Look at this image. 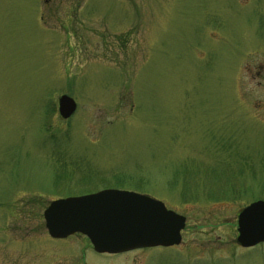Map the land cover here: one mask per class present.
I'll use <instances>...</instances> for the list:
<instances>
[{
    "label": "rangeland",
    "instance_id": "1",
    "mask_svg": "<svg viewBox=\"0 0 264 264\" xmlns=\"http://www.w3.org/2000/svg\"><path fill=\"white\" fill-rule=\"evenodd\" d=\"M103 188L184 215L181 241L107 257L48 234L50 200ZM257 199L264 0H0V264H264L236 242Z\"/></svg>",
    "mask_w": 264,
    "mask_h": 264
},
{
    "label": "water",
    "instance_id": "2",
    "mask_svg": "<svg viewBox=\"0 0 264 264\" xmlns=\"http://www.w3.org/2000/svg\"><path fill=\"white\" fill-rule=\"evenodd\" d=\"M57 102L63 118L76 108L74 99L65 93ZM43 217L51 237L79 232L88 237L97 252L178 244L186 220L157 198L117 188L52 199L44 208ZM236 221V242L240 246L264 242V199L243 206Z\"/></svg>",
    "mask_w": 264,
    "mask_h": 264
},
{
    "label": "flooded vegetation",
    "instance_id": "3",
    "mask_svg": "<svg viewBox=\"0 0 264 264\" xmlns=\"http://www.w3.org/2000/svg\"><path fill=\"white\" fill-rule=\"evenodd\" d=\"M92 247V246H91ZM130 251V250H129ZM126 252H128V251H125V252H119V253H101V255H106L107 257H110V256H113V255H116V254H124V253H126ZM96 253H98V252H96Z\"/></svg>",
    "mask_w": 264,
    "mask_h": 264
},
{
    "label": "bare ground",
    "instance_id": "4",
    "mask_svg": "<svg viewBox=\"0 0 264 264\" xmlns=\"http://www.w3.org/2000/svg\"><path fill=\"white\" fill-rule=\"evenodd\" d=\"M44 218V217H43ZM44 225H45V221H44ZM47 230V229H46ZM48 232V231H47ZM74 234H80L79 232H74V233H71L69 235H74ZM69 235L65 236V237H68ZM64 238V237H63ZM58 239V238H57Z\"/></svg>",
    "mask_w": 264,
    "mask_h": 264
}]
</instances>
